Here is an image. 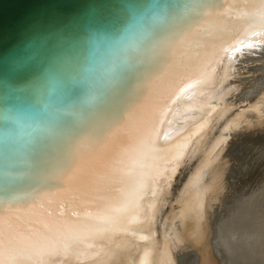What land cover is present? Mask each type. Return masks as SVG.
Returning <instances> with one entry per match:
<instances>
[{
    "label": "bare ground",
    "instance_id": "1",
    "mask_svg": "<svg viewBox=\"0 0 264 264\" xmlns=\"http://www.w3.org/2000/svg\"><path fill=\"white\" fill-rule=\"evenodd\" d=\"M237 2L241 32L156 120L133 123L129 143L73 190L67 210L28 208L0 223V259L264 264V3Z\"/></svg>",
    "mask_w": 264,
    "mask_h": 264
},
{
    "label": "water",
    "instance_id": "2",
    "mask_svg": "<svg viewBox=\"0 0 264 264\" xmlns=\"http://www.w3.org/2000/svg\"><path fill=\"white\" fill-rule=\"evenodd\" d=\"M234 1L0 0V223L67 210L245 27Z\"/></svg>",
    "mask_w": 264,
    "mask_h": 264
},
{
    "label": "snow or ice",
    "instance_id": "3",
    "mask_svg": "<svg viewBox=\"0 0 264 264\" xmlns=\"http://www.w3.org/2000/svg\"><path fill=\"white\" fill-rule=\"evenodd\" d=\"M262 3H264V0H261ZM97 215H100V213H98ZM108 226L107 225H103L102 228L106 229ZM3 252V241L2 238H0V255H2ZM0 264H6V262L3 259H0Z\"/></svg>",
    "mask_w": 264,
    "mask_h": 264
}]
</instances>
